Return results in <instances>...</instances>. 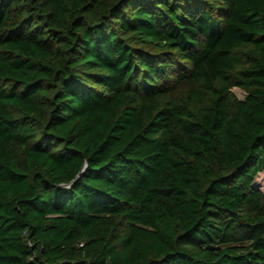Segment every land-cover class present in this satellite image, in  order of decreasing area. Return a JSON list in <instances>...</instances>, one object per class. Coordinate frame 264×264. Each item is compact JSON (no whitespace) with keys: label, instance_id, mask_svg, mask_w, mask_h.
Here are the masks:
<instances>
[{"label":"trees","instance_id":"16d2710c","mask_svg":"<svg viewBox=\"0 0 264 264\" xmlns=\"http://www.w3.org/2000/svg\"><path fill=\"white\" fill-rule=\"evenodd\" d=\"M262 171L264 0H0V264H264Z\"/></svg>","mask_w":264,"mask_h":264},{"label":"rangeland","instance_id":"374dc122","mask_svg":"<svg viewBox=\"0 0 264 264\" xmlns=\"http://www.w3.org/2000/svg\"><path fill=\"white\" fill-rule=\"evenodd\" d=\"M234 95H236L237 97H244V91L240 88V87H234L232 89ZM256 185L257 187L259 186L262 190H264V171L260 172L257 175V179H256Z\"/></svg>","mask_w":264,"mask_h":264}]
</instances>
